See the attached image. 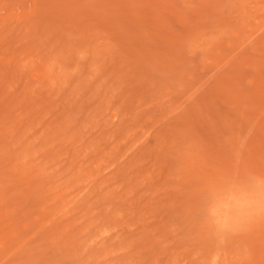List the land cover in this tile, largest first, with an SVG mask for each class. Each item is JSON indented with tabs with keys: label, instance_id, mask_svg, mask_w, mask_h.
<instances>
[{
	"label": "rangeland",
	"instance_id": "1",
	"mask_svg": "<svg viewBox=\"0 0 264 264\" xmlns=\"http://www.w3.org/2000/svg\"><path fill=\"white\" fill-rule=\"evenodd\" d=\"M0 264H264V0H0Z\"/></svg>",
	"mask_w": 264,
	"mask_h": 264
},
{
	"label": "clouds",
	"instance_id": "2",
	"mask_svg": "<svg viewBox=\"0 0 264 264\" xmlns=\"http://www.w3.org/2000/svg\"><path fill=\"white\" fill-rule=\"evenodd\" d=\"M209 211H210V215H211V214H212V212H213V209H210Z\"/></svg>",
	"mask_w": 264,
	"mask_h": 264
}]
</instances>
